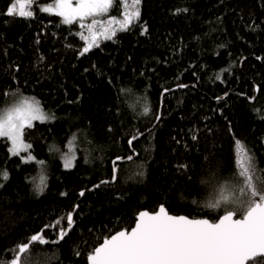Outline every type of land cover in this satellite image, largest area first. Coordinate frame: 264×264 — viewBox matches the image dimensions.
<instances>
[{
  "label": "trees",
  "instance_id": "16d2710c",
  "mask_svg": "<svg viewBox=\"0 0 264 264\" xmlns=\"http://www.w3.org/2000/svg\"><path fill=\"white\" fill-rule=\"evenodd\" d=\"M50 1L34 0V18H12L0 0V107L34 97L54 116L23 136L45 166L0 138V260L42 229L50 241L65 229L58 243L31 246L33 264H87L104 237L161 204L218 219L223 211L205 205L232 176L235 140L264 170V0H141L129 30L84 55L77 25L39 11Z\"/></svg>",
  "mask_w": 264,
  "mask_h": 264
},
{
  "label": "snow or ice",
  "instance_id": "6c2138e0",
  "mask_svg": "<svg viewBox=\"0 0 264 264\" xmlns=\"http://www.w3.org/2000/svg\"><path fill=\"white\" fill-rule=\"evenodd\" d=\"M140 3L141 0H119L122 8V18L119 19L107 15L114 7L115 0H52L40 7L39 11L54 14L61 18L62 24L79 23L81 29H86L87 35L77 33L87 41L80 51V55H84L92 47L99 46L100 37L111 40L118 31L129 30L133 21L139 19ZM33 4L34 0H10L5 15L34 18L35 12L28 10ZM104 16L107 18L98 19ZM89 18L90 22L86 23ZM150 111L149 105L145 104L143 114L148 115ZM52 118L34 97L20 96L0 107V138H7L12 145L9 152L19 155L22 147L31 148L23 140L26 128H31L33 121L43 122ZM155 118L159 120L160 115L157 114ZM137 138L133 136L129 139V145ZM234 145L232 176L219 184L216 196L205 205L209 209L223 211L218 219L213 221L173 215L163 204L156 211H140L134 227L104 237L103 242L87 254V264H260L264 261V170H258L254 156L240 140H235ZM27 159L34 160L35 157L29 154ZM63 159L64 167L70 168L75 156L66 152ZM122 159L125 158L117 157L113 161L112 181L117 179L116 161ZM126 159L131 161L133 156L129 155ZM143 174L142 171L139 173L141 176ZM0 177L7 180V171L0 172ZM44 182L45 177L41 176L40 183L35 185L38 192L43 191ZM66 219L68 229H71L74 223L72 213H68ZM43 232L44 229L31 235L27 243L18 244L12 250L14 258L10 262L0 260V264H33L31 246L37 243L56 244L67 234L65 229H60L58 239L50 241ZM76 254L80 255L79 252Z\"/></svg>",
  "mask_w": 264,
  "mask_h": 264
},
{
  "label": "rangeland",
  "instance_id": "374dc122",
  "mask_svg": "<svg viewBox=\"0 0 264 264\" xmlns=\"http://www.w3.org/2000/svg\"><path fill=\"white\" fill-rule=\"evenodd\" d=\"M52 1H50V2H46V3H44V4H42L41 5V7H43V6H46L47 4H49V3H51ZM19 8V6H17V9ZM29 10V9H28ZM31 10V9H30ZM121 12H122V8H121V6H120V4H119V0H115V5H114V7L110 10V12L107 14V15H110V16H116L118 19L119 18H122L121 17ZM139 12H140V5H139ZM107 17L106 16H104V17H98V19H106ZM90 20H91V18H89V20L88 21H86V23H88V22H90ZM73 25H77L78 26V28H79V32H84V34L85 35H87V30L86 29H81L80 27H79V23H76V24H73ZM115 27H119V25H115ZM101 39H104L103 37H100L99 38V40H98V43H99V41L101 40ZM86 43H87V41H85V43H84V45H83V47H85L86 46ZM37 100V99H36ZM40 105H41V103H40ZM41 107H42V105H41ZM44 110V112H46V113H48L50 116H52V117H54L51 113H49V112H47L45 109H43ZM53 119V118H52ZM52 119H48V120H45V121H49V120H52ZM37 121H39V120H37ZM36 121H33L32 122V124H34ZM23 140H24V138H23ZM10 142V141H9ZM24 142H25V144H27L28 145V143L24 140ZM73 146H74V144H72ZM12 147V145H11V142H10V148ZM69 149H71V148H69ZM72 150V149H71ZM70 155H74V153L72 152V151H67ZM11 153V152H10ZM64 153H66V152H61L60 153V155H62V161H63V166H64V159H63V154ZM12 154V153H11ZM29 154L31 155V156H33V157H35V159L34 160H28L27 159V157L29 156ZM19 155H21L22 157H24V160L25 161H36V162H40L39 160H38V158L30 151V149L29 148H24V147H22L21 149H20V153H19ZM73 163H74V160H73ZM41 165H43V166H45L44 164H41ZM42 175H44V177H45V175H46V173L45 172H43L42 173ZM41 177V176H40ZM40 183V178L38 179V181H36L35 182V185L36 184H39ZM45 183H46V177H45V182H44V186H43V191L42 192H38L37 190H36V187H35V191H36V193H37V195H41L44 191H45Z\"/></svg>",
  "mask_w": 264,
  "mask_h": 264
},
{
  "label": "water",
  "instance_id": "95a60500",
  "mask_svg": "<svg viewBox=\"0 0 264 264\" xmlns=\"http://www.w3.org/2000/svg\"><path fill=\"white\" fill-rule=\"evenodd\" d=\"M95 187H97V186H95ZM83 193H84V191H82ZM83 196V195H82ZM78 209V204L76 205V207H75V211ZM75 211L74 212H72V215H73V217H74V213H75ZM142 211H144V210H142ZM174 215V214H173ZM190 218H192V217H190ZM135 225V224H134ZM134 227V226H133ZM130 230V229H129Z\"/></svg>",
  "mask_w": 264,
  "mask_h": 264
}]
</instances>
